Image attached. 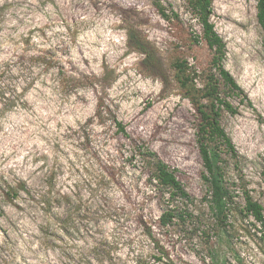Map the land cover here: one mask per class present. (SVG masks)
Masks as SVG:
<instances>
[{
	"label": "rangeland",
	"instance_id": "obj_1",
	"mask_svg": "<svg viewBox=\"0 0 264 264\" xmlns=\"http://www.w3.org/2000/svg\"><path fill=\"white\" fill-rule=\"evenodd\" d=\"M162 2L183 25L173 28L153 0H0V62L40 51L69 72L101 75L107 68L116 78L102 92L63 88L57 66L37 68L26 106L0 115V264H207L211 241L203 233L213 218L199 117L179 88H165L162 75L171 74L176 54L206 67L211 50L189 42L202 27L183 0ZM256 3L213 0L212 21L226 43L224 65L249 97L228 95L238 113L221 117L238 150L223 155L227 177L238 205L245 188L264 206V34ZM136 23L156 45L162 70L149 69L129 46L127 26ZM13 83L24 85L21 78ZM99 95L130 137L110 114L103 123L95 118ZM133 139L176 169L194 198L193 217L158 225L161 194L131 159ZM231 219L222 247L229 261L264 264L259 228L240 214Z\"/></svg>",
	"mask_w": 264,
	"mask_h": 264
},
{
	"label": "trees",
	"instance_id": "obj_2",
	"mask_svg": "<svg viewBox=\"0 0 264 264\" xmlns=\"http://www.w3.org/2000/svg\"><path fill=\"white\" fill-rule=\"evenodd\" d=\"M192 18L201 25L202 34L193 33L187 36L191 44L202 41L211 50V58L206 67H199L182 55L176 54L170 61L171 74L163 73L162 80L165 88L175 85L195 107L199 122L197 125V142L203 160V179L208 184L206 201L213 218L211 228L203 234L208 235L207 264H232L229 261L228 249L224 250L225 238L229 240L230 220L240 214L243 219H252V225L259 228L264 239V206L256 200L248 189H243V204L238 205L235 197L234 182L227 177L224 165V153L238 156V150L233 140L221 124L225 111L236 114L238 108L228 99V95H243L244 89L224 65L226 43L218 33L212 21L214 14L213 0H183ZM257 18L264 34V0H256ZM158 14L171 26L183 25L178 11L169 9L162 0H153ZM6 6H0V20ZM129 46L132 50L141 52L149 69L162 70L157 57L158 49L148 39L138 23L127 26ZM189 34V33H188ZM48 57L45 52L16 54L13 58L0 62V115L17 107H25L26 94L36 83L37 68L48 71L58 67V84L63 88L92 87L96 92L107 90L115 81L111 70L105 68L103 74H87L84 72H69L60 61ZM40 74V72H38ZM23 80V86H17L13 81ZM104 93V92H103ZM103 95V94H102ZM109 114L117 131L130 137L126 125L115 115L105 103L104 97H98L95 118L103 123ZM130 156L137 160L148 174V183L156 193H160L162 211L158 217V225L167 227L174 224L175 219L186 221L193 217L190 205L194 198L178 179L176 169L164 161L158 153L146 143L133 139ZM264 160V155H263ZM24 190L26 187H22ZM144 230L155 240L151 225L144 221ZM214 236V240L212 237ZM229 244V243H228Z\"/></svg>",
	"mask_w": 264,
	"mask_h": 264
}]
</instances>
